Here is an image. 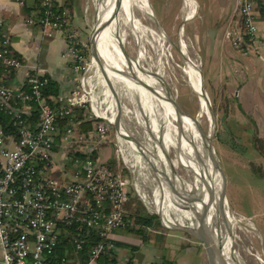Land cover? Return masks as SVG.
I'll list each match as a JSON object with an SVG mask.
<instances>
[{
    "label": "built area",
    "instance_id": "built-area-1",
    "mask_svg": "<svg viewBox=\"0 0 264 264\" xmlns=\"http://www.w3.org/2000/svg\"><path fill=\"white\" fill-rule=\"evenodd\" d=\"M54 7L55 0H43L40 26L47 37L62 33L66 40L73 80L63 90L62 106L51 107L43 96L53 79L44 70L26 67L8 34L0 40V78L20 80L18 89L0 82V112L11 117L15 129L8 133L0 125V264H78L55 259L61 238L67 237L74 252L81 253L91 241L90 232L100 242L92 246L86 264H103L106 251L118 256L110 264H125L112 236L126 223L129 181L100 161L115 127L97 112L77 31ZM237 12L241 25L233 26L227 38L250 56L264 45L256 0H238ZM25 86L29 92L23 91ZM32 104L38 108L36 124L31 121ZM76 108L84 109L83 120L71 119L57 142L59 119L70 117ZM86 123L90 128L85 131Z\"/></svg>",
    "mask_w": 264,
    "mask_h": 264
},
{
    "label": "rangeland",
    "instance_id": "rangeland-1",
    "mask_svg": "<svg viewBox=\"0 0 264 264\" xmlns=\"http://www.w3.org/2000/svg\"><path fill=\"white\" fill-rule=\"evenodd\" d=\"M147 1L151 8L152 16L156 21L152 23L153 27L156 30L160 28L168 41L164 47L160 46L159 41H148L144 44L139 43L138 46L134 38H130L128 45L130 53L127 56L130 59L131 57L129 55L134 58L139 57L138 52L142 50V64L146 69L151 68L154 72L160 71L162 73L164 81L173 90L177 102L183 111V114L179 116L184 118L187 117L186 120L188 127L193 129L199 112V99L197 94L193 92L191 88L189 76L183 71L186 64L180 54L179 45L181 39L185 42L182 43V46L189 49L190 57L195 61L199 68L201 74L200 84L203 88L202 82H204L205 90H203L207 95L208 103L210 102L209 107L211 105L214 114L215 135L213 147L227 181L226 198L228 206L230 210L237 215H243L248 218L250 215L255 216L251 219V222L243 217L246 219V222L238 226L236 229L237 235L240 236L237 240L236 249L239 251L246 264H261L256 257L260 256L264 260V218L259 216L264 213V159L261 160L256 157L248 147H241L234 143L229 132H227L224 123V106L227 103V98H225V96L227 93L234 95L236 92H241L242 86L240 85L242 84V81L239 79L241 76L236 74L233 75L231 72L229 75L233 76V81L229 83L226 82L227 74L226 72H221L222 65L219 63V58L214 57L210 61L209 58L204 56L203 50L199 48V30L203 29L205 33L204 36L208 37L209 30L210 28H213L212 26L216 20L215 9H212V14L205 19H203L204 13H202L193 21L186 22L185 20H191L196 13L194 0H192V10L190 14H188L189 10L186 7L185 0ZM104 5L103 0H80L81 21L78 25V29L74 28L78 33V41L80 44L84 45L83 48L89 53V56L84 58L83 66L85 67L84 72L86 73L88 71L87 81L93 91L95 89L97 78L104 68L105 44L102 40L103 26L100 31L98 38L99 43L97 45L98 63L96 60L95 44L91 43L90 38L91 34L99 25ZM182 31L183 34L180 36ZM139 48L140 50L138 51ZM161 65L163 68H161ZM157 92L160 97L164 94L159 89H157ZM241 93L243 96L241 102L242 106L248 111V113H250V117L244 118V120L248 119L255 121L257 119H263L264 122V97L261 95V92L253 91L251 96L246 95L244 91ZM122 97L125 106H128V108L133 110L135 105L132 104L128 96L124 94ZM105 102L106 100L100 103L105 114L112 119L120 118L122 122L125 121L129 129L131 131L133 130L138 139L143 142L144 131L137 118L124 116L123 112L115 105L113 99ZM100 104L98 106H100ZM206 113L208 123L207 121H204V130L208 133L210 125L208 112ZM240 114L242 115L243 113L240 112ZM99 115L102 114L100 113ZM236 118L243 125V116H237ZM253 124L255 126V122H253ZM257 133L258 140L255 145L257 146V151H260V154H264V138L260 136L261 132ZM121 135L122 134L119 133L117 138L115 128L112 130L109 143L102 149L100 161L103 163H109L111 161L115 162V171L122 172L126 180L129 181L128 190L130 192V199L127 208H130L131 205L135 207L140 203V205L145 208L146 212L148 207L151 214L157 215L150 204V202L154 204L158 199L154 175L151 170H144L148 190L150 191L149 197L147 198L145 188L141 186L140 180L142 178L138 173V162L134 160L127 140H123ZM120 144H122L121 149L119 148ZM169 155L171 158L172 156L174 157L175 151L172 150ZM124 161L129 162H127V164L133 167L135 174L132 173L133 169L130 170L127 168ZM186 173L188 172L186 171ZM177 174L184 176L185 173L182 169H179L177 170ZM133 199L135 200L134 205L131 204ZM158 220L160 228L158 230H150L152 233L150 234L151 241L156 244L155 246L151 243H143L142 237L133 233H117L113 235L112 240L114 242H120L122 245L128 246L126 248H120L119 258L125 259V256L123 255L124 253H128V256H130V247L136 248L135 255L140 260H153V257L158 253H164L172 258L174 253L175 255H180L187 251V245L183 244V241L181 240H189L190 242L197 244L198 241L185 234L166 229L163 226L161 219L158 218ZM163 221L169 222L166 217L163 218ZM251 223L254 225L255 229ZM156 234L160 237H156ZM200 262L201 260L197 257L193 259L194 264H200Z\"/></svg>",
    "mask_w": 264,
    "mask_h": 264
},
{
    "label": "bare ground",
    "instance_id": "bare-ground-1",
    "mask_svg": "<svg viewBox=\"0 0 264 264\" xmlns=\"http://www.w3.org/2000/svg\"><path fill=\"white\" fill-rule=\"evenodd\" d=\"M103 1L105 5L99 25L90 38L91 43L95 44L98 63L97 45L103 26L104 68L97 78L93 95L97 112L109 122H117L121 126V134L126 138L134 160L138 162L140 168L138 173L142 178L140 182L145 188L147 198L150 191L144 170L152 171L158 199L154 204L149 202L164 227L179 231L177 227L171 228L172 225L169 222L178 227H186L185 221H188L203 236L212 238L216 242L221 240L224 245V256L231 264L232 262L246 264L236 249L237 240L240 237L236 229L244 224L246 219L232 212L228 202H225L224 212L221 213L220 196L224 184L215 158L209 150L214 119L207 95L200 84L199 68L190 57L189 49L182 46L185 42L181 39L180 54L186 64L183 71L189 76L191 88L199 99V112L193 129L188 127L187 117L177 115L173 104L168 101V93L163 82L148 75L149 71H146L148 69L142 64L141 57L134 58L129 55L130 59L127 56L130 53L128 49L130 38H136L142 44L148 41H159L161 47H164L168 41L160 28L156 30L153 27L152 23L156 21L148 1ZM185 2L190 14L192 0H185ZM182 34L183 31L180 36ZM161 68H163L162 65ZM157 73L163 78L160 71ZM157 89L161 90L165 97L164 94L160 97ZM124 94L135 105L133 110L125 106L122 97ZM111 99L119 109L121 106L120 110L124 116L137 118L144 131L143 142L138 139L133 130L129 129L125 121L122 122L120 118L112 119L102 110L100 103ZM206 112H208L210 125L208 133L204 130V121L208 123ZM172 150L175 151V156L171 158L169 154ZM215 157L218 160L216 154ZM179 169L184 171V176L177 174ZM164 217L169 221L165 222L171 227L164 224ZM206 253L209 264H225L211 252L206 250ZM256 259L264 264L262 257L259 256Z\"/></svg>",
    "mask_w": 264,
    "mask_h": 264
},
{
    "label": "crops",
    "instance_id": "crops-1",
    "mask_svg": "<svg viewBox=\"0 0 264 264\" xmlns=\"http://www.w3.org/2000/svg\"><path fill=\"white\" fill-rule=\"evenodd\" d=\"M65 2L66 0H55L59 7L63 6ZM194 2L196 13L191 20H185L186 22L193 21L202 13H204L203 19L207 18L212 14V9H215L216 12V20L212 26L213 28L209 30L208 37L204 36L203 29L199 30V48L203 50L204 56L209 58L210 61L214 57L219 58V63L222 65L221 72H226L227 74L226 82L233 81V76L229 75L232 72L233 75L241 76L239 78L242 81L240 85L242 86L241 92L244 91L246 95L251 96L253 91H258L264 97V45L257 53L245 56L242 52L236 50L227 38V33L233 26L240 27L241 25V18L237 12L238 0H194ZM35 6L36 0H0V31L10 36L13 51L26 67L31 70H44L47 76L61 85L62 90L68 89L73 80V75L70 72L69 60L65 58L66 40L62 33H56L52 38H49L45 35L41 26L33 22L30 23L37 14L33 11ZM256 11L260 34L264 39V0H256ZM80 21V0H76L74 17L70 22L71 26L78 29ZM2 79L0 78V82H2ZM8 84L15 89L20 88L19 78H13ZM241 92H236L234 95L227 93L225 96V98L233 101L234 113L232 119L237 134L242 136L241 142H237L233 138L230 129L225 123V113L224 123L234 143L241 147H248L256 157L263 160L264 154H260V151H257L255 143L258 140L257 132H261L260 136L264 138V122L263 119L255 121L244 120V118L250 117V113L242 106L243 96ZM240 112L243 114L241 115ZM237 116H243V125L236 118ZM253 122H255V126ZM147 211L150 215H154L148 209ZM240 216L250 222L255 217L253 215H250L249 218L243 215ZM259 216L264 218V213ZM167 226L171 227L168 224ZM252 226L254 227L253 224ZM171 228L174 227L172 226ZM181 241L187 245V251L180 255H175L174 253V256L170 258L164 253H158L153 257V260L148 261L140 260L135 255L134 264L162 263L165 258L171 261L172 264H194L193 259L195 257L201 260L200 264H209L206 251L199 242L194 244L189 240ZM150 243L154 246L156 245L153 241ZM123 255L125 259H119L126 264L129 260L128 253Z\"/></svg>",
    "mask_w": 264,
    "mask_h": 264
},
{
    "label": "trees",
    "instance_id": "trees-1",
    "mask_svg": "<svg viewBox=\"0 0 264 264\" xmlns=\"http://www.w3.org/2000/svg\"><path fill=\"white\" fill-rule=\"evenodd\" d=\"M76 0H66L65 4L61 7L57 6L55 3L54 10L57 15L61 16L62 18H66L69 22L72 21L74 17V6H75ZM33 11H35L37 14L31 21H33L34 24L40 26V21L44 16V8H43V0H36V6L34 7ZM4 34L3 32L0 31V40L1 36ZM80 54L83 56V58L88 57L89 53L88 51L83 48L79 47ZM2 82L3 84L7 85L10 87L8 82H10L14 77L10 78H5L2 76ZM23 91H30L29 86H25ZM43 96L51 107L53 108H58L64 104L63 100V90L61 88V85L57 83L54 80H50L49 83L45 86L43 90ZM226 105L224 106L225 108V123L228 126V128L231 131V134L233 138L237 142H241L242 136L238 135L236 132V128L234 125V121L232 119L233 113H234V107H233V101L232 99H227ZM32 115L33 117L31 118L33 124L38 123L39 117H38V108L36 104H32ZM84 118V109L82 108H76L75 111L72 113L70 117H65L62 119H59V126H58V131L59 134L57 136V142L60 141V138L66 131V129L70 125V120H83ZM0 125H2L3 129L11 133L15 129L12 125V120L11 117L3 112H0ZM90 128V125L86 123L83 126V130H88ZM256 141V139H254ZM107 166L109 168L116 170L115 169V162L111 161L107 163ZM263 177V176H262ZM135 200L133 199L131 201V204L134 205ZM128 207V206H127ZM128 210V216L126 219L125 226L122 227L120 230L117 231V233H122V234H128V233H133L135 235L141 236L143 243H150L151 242V236L152 234L150 230H158L160 228V223L158 220V217H155V215H150L148 211L146 212L145 208L140 205H136L135 207L131 205L130 208H127ZM173 227H176L173 223L169 222ZM165 225H167L164 222ZM116 233V234H117ZM90 242H88L84 248V250L81 253H75L74 248L72 244L69 242L68 238L63 236L60 241L59 248L57 249L56 253V258L57 260H62L63 258L66 259H75L77 260L78 264H86L89 260V255H90V250L94 244H97L100 242V239L98 238L97 235L94 233L90 232ZM156 237H160L159 235L156 234ZM117 247L119 248H126L128 246H124L121 243H116ZM131 249V255L129 256V260L127 261L126 264H134V257H135V247H130ZM118 259V256L112 253L111 251H106L104 253V259H103V264H110V263H115L116 260ZM154 264H172L171 261H168L165 258V261L162 263H154Z\"/></svg>",
    "mask_w": 264,
    "mask_h": 264
},
{
    "label": "water",
    "instance_id": "water-1",
    "mask_svg": "<svg viewBox=\"0 0 264 264\" xmlns=\"http://www.w3.org/2000/svg\"><path fill=\"white\" fill-rule=\"evenodd\" d=\"M134 40H135L136 44L139 46L138 40L136 38H134ZM139 56L142 59L143 55H142V52L141 51H139ZM146 71H149L148 72L149 73L148 75L152 76L153 78L160 79L161 82H163V84H164V86H165V88L167 90V93H168V99H169L168 101L171 104H173L177 115L183 114V111L180 108V106H179V104L177 102V99H176V97H175V95H174L173 90L171 89V87L163 80V78H161V76H159V74L157 72H154L153 70H151V68H149ZM202 84H203V89L205 90V88H204V82H202ZM149 90L153 91L152 88H149ZM209 104H210V102H209ZM120 109H121V106H120ZM210 109H211V105H210ZM211 113H212V116H213V119H214V114L212 112V109H211ZM113 124H114V127H115V130H116L117 134L121 133V130H120L121 129V126L117 122H115ZM214 131H215V119H214V128H213L212 138L210 140L209 150H210L212 156L215 158V162L217 164V168H218V170H219V172L221 174V177L223 179V184L224 185H223V190H222V193H221V196H220V210H221V213H223L224 212V204H225V202H227V198H226L227 181H226L225 175L223 173L221 164H220L219 160H217L216 157H215V154L216 153H215V150H214V147H213V140H214V135H215L214 134ZM121 138L123 140L126 139L122 135H121ZM121 143H123V142H121ZM121 147H122V144H120L119 148L121 149ZM125 165L127 166L128 169H130V170L133 169L131 166H129V164H127V162H125ZM132 173L135 174V170L134 169L132 170ZM137 179H139V178H137ZM155 217L160 218L158 215H156ZM185 223L187 224L186 227L181 226L179 228V231H175V232H180L182 234H185V235H187V236L195 239L196 241H198L204 247L205 251L207 250V251L211 252L213 255L217 256L223 263H225V264H231L230 261L227 260V258H225V256H224V252H223L224 245L222 244V241L221 240H219L218 242H216L212 238H207V237L203 236L197 230V228L194 227V226H192L188 221H185ZM166 229H168V228H166ZM168 230H170V229H168ZM171 231H173V230H171ZM232 264H239V262H237V263L236 262H232Z\"/></svg>",
    "mask_w": 264,
    "mask_h": 264
}]
</instances>
